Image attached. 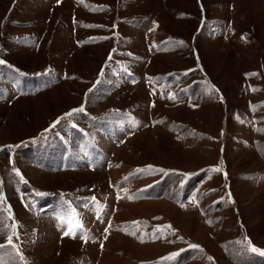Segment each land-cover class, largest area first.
<instances>
[{
    "label": "rangeland",
    "instance_id": "374dc122",
    "mask_svg": "<svg viewBox=\"0 0 264 264\" xmlns=\"http://www.w3.org/2000/svg\"><path fill=\"white\" fill-rule=\"evenodd\" d=\"M0 61V264H264V0H0Z\"/></svg>",
    "mask_w": 264,
    "mask_h": 264
},
{
    "label": "snow or ice",
    "instance_id": "6c2138e0",
    "mask_svg": "<svg viewBox=\"0 0 264 264\" xmlns=\"http://www.w3.org/2000/svg\"><path fill=\"white\" fill-rule=\"evenodd\" d=\"M0 63H2V61H0ZM81 111L83 110V109H80ZM143 242V241H142ZM192 247H197V246H195V245H193ZM252 251L253 252H260V250L259 249H256V248H252ZM260 254L261 255H264V252H260Z\"/></svg>",
    "mask_w": 264,
    "mask_h": 264
}]
</instances>
